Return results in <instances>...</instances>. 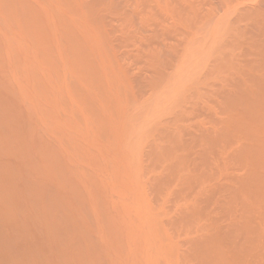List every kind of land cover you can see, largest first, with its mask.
Segmentation results:
<instances>
[{"label":"bare ground","instance_id":"obj_1","mask_svg":"<svg viewBox=\"0 0 264 264\" xmlns=\"http://www.w3.org/2000/svg\"><path fill=\"white\" fill-rule=\"evenodd\" d=\"M0 264H264V0H0Z\"/></svg>","mask_w":264,"mask_h":264}]
</instances>
